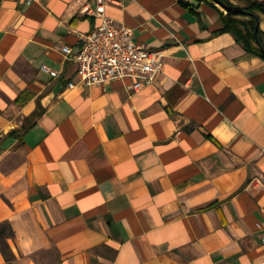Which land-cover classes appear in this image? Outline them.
I'll use <instances>...</instances> for the list:
<instances>
[{"label":"crops","instance_id":"1","mask_svg":"<svg viewBox=\"0 0 264 264\" xmlns=\"http://www.w3.org/2000/svg\"><path fill=\"white\" fill-rule=\"evenodd\" d=\"M97 6L0 0V264H264V59L214 0H105L163 71L69 88Z\"/></svg>","mask_w":264,"mask_h":264},{"label":"built area","instance_id":"2","mask_svg":"<svg viewBox=\"0 0 264 264\" xmlns=\"http://www.w3.org/2000/svg\"><path fill=\"white\" fill-rule=\"evenodd\" d=\"M97 1L96 10L88 13L101 18V26L82 36L77 51L63 47L66 59L77 65V81L70 82L68 87L99 86L121 80H130V88L135 91L153 85L164 68L162 54L138 44L133 29L108 17L105 0ZM42 68L51 72L46 66ZM258 227L264 228V220Z\"/></svg>","mask_w":264,"mask_h":264},{"label":"trees","instance_id":"3","mask_svg":"<svg viewBox=\"0 0 264 264\" xmlns=\"http://www.w3.org/2000/svg\"><path fill=\"white\" fill-rule=\"evenodd\" d=\"M226 5H232L228 0H221ZM245 13L235 15L228 13L223 18L224 28L218 30V33H232L237 42L244 46L247 52L264 59V32L260 29V17L258 13L264 14V4H254L251 7L244 8ZM237 16L250 17L249 22H241L236 19ZM13 233L9 223L0 225V240L11 236Z\"/></svg>","mask_w":264,"mask_h":264},{"label":"water","instance_id":"4","mask_svg":"<svg viewBox=\"0 0 264 264\" xmlns=\"http://www.w3.org/2000/svg\"><path fill=\"white\" fill-rule=\"evenodd\" d=\"M219 6H221L223 9L227 11V13H232L235 15H242L245 13V10L241 7L238 6H233V5H226L223 3L221 0H214ZM264 56V53H263Z\"/></svg>","mask_w":264,"mask_h":264},{"label":"rangeland","instance_id":"5","mask_svg":"<svg viewBox=\"0 0 264 264\" xmlns=\"http://www.w3.org/2000/svg\"><path fill=\"white\" fill-rule=\"evenodd\" d=\"M223 10L226 12V14H228L225 9H223ZM237 18L236 19L239 20V21H241V22H243V20H244V17L243 16H238Z\"/></svg>","mask_w":264,"mask_h":264}]
</instances>
